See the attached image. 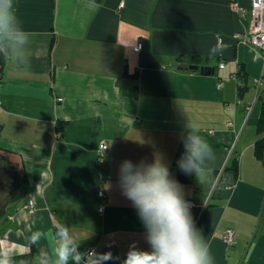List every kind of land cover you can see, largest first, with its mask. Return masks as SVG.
Instances as JSON below:
<instances>
[{
    "label": "crops",
    "instance_id": "crops-1",
    "mask_svg": "<svg viewBox=\"0 0 264 264\" xmlns=\"http://www.w3.org/2000/svg\"><path fill=\"white\" fill-rule=\"evenodd\" d=\"M239 1L250 8L251 0ZM13 4L30 43L28 65L9 57L3 67L0 147L17 154L30 185L0 231L12 264L47 260V241L34 245L29 237L36 230L50 236L58 222L68 226L81 252L111 251L114 259L106 264H122L133 242L149 249L137 210L119 186L126 159H160L185 199L206 202L191 212L213 264H264V210L257 229L264 151L256 149V82L264 62L252 45L234 38L249 19L232 0ZM188 123L213 150L198 178L177 163ZM102 142L108 148L100 155ZM230 228L234 245L224 240Z\"/></svg>",
    "mask_w": 264,
    "mask_h": 264
},
{
    "label": "clouds",
    "instance_id": "clouds-1",
    "mask_svg": "<svg viewBox=\"0 0 264 264\" xmlns=\"http://www.w3.org/2000/svg\"><path fill=\"white\" fill-rule=\"evenodd\" d=\"M30 37L18 20L13 0L0 4V51H5L17 65H28ZM24 48L26 55L20 56ZM182 137L184 152L178 167L185 174L198 178L205 161L213 158V150L198 134L191 123ZM119 186L123 195L131 201L146 229L149 249H141L133 242L122 264H213L209 245L196 227L191 205L185 199L182 185L172 176L169 167L160 159L151 163L131 160L121 162L118 170ZM42 237L47 241L48 259L40 264H106L114 259L111 251L98 253L80 251L69 228L57 223L50 236L41 230L31 233L29 240L39 245ZM116 259H119L118 257ZM0 264H12L11 249L0 242Z\"/></svg>",
    "mask_w": 264,
    "mask_h": 264
},
{
    "label": "trees",
    "instance_id": "trees-1",
    "mask_svg": "<svg viewBox=\"0 0 264 264\" xmlns=\"http://www.w3.org/2000/svg\"><path fill=\"white\" fill-rule=\"evenodd\" d=\"M5 51H0V80L6 63ZM241 92L243 91L240 87ZM261 114L258 123L259 139L256 141L257 154L264 151V89L259 97ZM30 180L26 169L17 154L9 149L0 147V231L8 219V214L15 203L26 196Z\"/></svg>",
    "mask_w": 264,
    "mask_h": 264
},
{
    "label": "built area",
    "instance_id": "built-area-1",
    "mask_svg": "<svg viewBox=\"0 0 264 264\" xmlns=\"http://www.w3.org/2000/svg\"><path fill=\"white\" fill-rule=\"evenodd\" d=\"M124 4L122 3L121 6ZM232 8L238 12V14L243 18L249 19V26L246 31L244 32H238L234 34V38L247 42L250 45H252L255 49L257 54L263 59L264 62V0H251L250 8L244 6L241 4L239 0H232ZM143 47L142 42H139L135 50L139 51ZM225 63H221V67H224ZM2 82L0 80V110L2 108V89H1ZM264 89V72L261 78H259L256 82V90H257V96L259 97L262 94V91ZM62 100V99H60ZM108 148V145L106 142H102L99 146L100 149V155L103 154L104 151H106ZM100 206L98 208L100 213H103L106 209V192L104 188H101L100 190ZM190 205L191 209H204L206 207V202L199 203L193 199H186ZM28 210L30 212H33L35 210V202L34 200H30L28 202ZM224 240L228 244H236V232L233 228H230L226 231L224 235ZM93 249H90L91 251ZM88 251V252H89Z\"/></svg>",
    "mask_w": 264,
    "mask_h": 264
},
{
    "label": "water",
    "instance_id": "water-1",
    "mask_svg": "<svg viewBox=\"0 0 264 264\" xmlns=\"http://www.w3.org/2000/svg\"><path fill=\"white\" fill-rule=\"evenodd\" d=\"M195 67H198V66H195ZM203 69V68H202ZM206 71V70H205ZM263 210H264V201H263V206H262V209H261V214H260V218H259V222H258V226H257V229H258V227H259V224H260V222H261V218H262V214H263ZM257 229H256V231L254 232V235L252 236V238H251V240H250V243H249V245L251 244V242L253 241V239H254V236H255V234H256V232H257ZM248 248L249 247H247V250H248ZM247 250H246V252H247ZM245 255V254H244ZM244 259V258H243ZM243 261V260H242Z\"/></svg>",
    "mask_w": 264,
    "mask_h": 264
}]
</instances>
